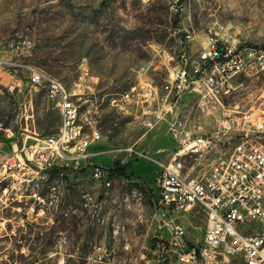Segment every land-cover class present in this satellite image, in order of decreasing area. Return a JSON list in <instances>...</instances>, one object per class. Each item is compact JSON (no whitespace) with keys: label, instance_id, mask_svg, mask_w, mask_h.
<instances>
[{"label":"rangeland","instance_id":"374dc122","mask_svg":"<svg viewBox=\"0 0 264 264\" xmlns=\"http://www.w3.org/2000/svg\"><path fill=\"white\" fill-rule=\"evenodd\" d=\"M187 33L195 38L194 56L211 37L237 52L264 50V0H0V60L31 63L96 101L101 106L103 140L93 150L151 151L136 145L147 131L140 126L136 108L112 100L129 93L141 78L161 85L170 66L180 61V45ZM260 63L256 56L252 67L236 78L241 87L223 99L226 106L264 108ZM0 75L2 83L7 77L1 70ZM20 78V90L13 95L0 85V146L9 153L18 149L32 164L34 150L43 146L40 140L57 132L61 117L50 106L45 89L35 86L27 73ZM195 101L191 98L189 103ZM126 109L131 111L125 113ZM7 129L14 136L8 137ZM161 143L170 149L169 155L176 149L173 142ZM147 156L121 151L109 166L119 162L127 168L123 177L131 180L146 162L152 185H145L150 192L136 184L129 190L117 175L106 188L96 184L89 171L80 178H50L42 171L31 172L28 181H3L0 187L8 191H0V264H86L80 259L83 255L75 254L76 248L86 254L101 234L111 231L102 220L124 215V208L113 202L124 194L128 199L137 197L149 218L159 217L157 159L150 152ZM157 161L169 162L170 157ZM78 217L93 220L95 227H78L72 223ZM178 219L187 229V240H201L205 216L199 209L181 213ZM118 230H125L119 222ZM123 241L125 234H118L117 249H123ZM144 246L148 236L136 234L132 255L138 256ZM213 264L245 263L218 256Z\"/></svg>","mask_w":264,"mask_h":264},{"label":"built area","instance_id":"2783aa9c","mask_svg":"<svg viewBox=\"0 0 264 264\" xmlns=\"http://www.w3.org/2000/svg\"><path fill=\"white\" fill-rule=\"evenodd\" d=\"M172 10L178 12L176 6ZM194 39L187 33L181 41L180 61L170 66L161 85L141 78L129 93L112 100L135 107L146 132L166 124L176 146L169 162L154 161L157 206L162 213L157 231L148 237L147 256L141 264H213L218 256L264 264V108H229L223 101L241 87L235 80L252 67L256 56L264 70V50L237 52L211 37L194 56ZM168 57L170 62L175 60L173 54ZM0 70L10 78L5 88L11 95L20 90L21 73H27L35 86L45 89V96H51L50 106L61 117L57 132L40 140L43 146L34 150L32 164L18 149L9 153L0 146V178L28 181L31 172L66 167L87 169L96 184L111 187L110 166L93 160L92 149L103 140L101 110L95 101L31 63L0 60ZM190 96H196V101L185 104ZM76 105H83L82 119L72 123ZM74 125L83 127L82 138L74 137ZM5 132L14 136L12 130ZM120 151L148 159L133 148ZM135 184L150 192L144 184ZM2 189L8 191V187ZM134 201L138 204L137 197L128 199L125 194L113 200L128 208ZM195 209L204 214L205 226L201 240L193 243L187 240V229L178 216ZM116 217H111L108 241L94 243L86 254L76 248L75 254L83 255L80 259L86 264H125V259H131L136 234L118 230ZM138 223L145 224L144 215L140 214ZM118 234H125L123 249H115Z\"/></svg>","mask_w":264,"mask_h":264},{"label":"crops","instance_id":"0c3cea01","mask_svg":"<svg viewBox=\"0 0 264 264\" xmlns=\"http://www.w3.org/2000/svg\"><path fill=\"white\" fill-rule=\"evenodd\" d=\"M196 48L197 47L193 44L192 45V51L196 52ZM4 76H6V75L4 74ZM9 80H10L9 77L3 78L2 87L5 88L9 82ZM0 91H1V89H0ZM191 98L196 99V96H190V97L186 98L185 104H189V105L193 104V102L189 103V100H191ZM140 126H141V124H140ZM167 131H168L167 125L163 124V125L159 126L157 128V130L152 132V133H151V131L145 132L144 134H142L140 136V138L137 139L136 145L141 144L142 148L147 147V149H150L151 151H147L146 154L148 155V153L150 152V155L157 160H160L161 158H164L167 156H169L171 159L174 152L172 153V151H171V154L169 155L168 153H170V149H166V146L163 143H161L162 141L163 142L168 141L171 144H173L172 143L173 141L170 139ZM155 133H159V134L156 135ZM163 137H165V138H163ZM92 152L95 154L93 157V160L96 163H98L100 165H104V166H109V164L112 163L111 159H112L113 155H116V153H119L121 151L117 150V149H114V150L113 149H110V150L107 149V151L105 152V150H93L92 149ZM140 169H141V171L136 172V174L134 175V177H132L131 180L125 179L126 177H120V179L122 180L123 183H127V185H129L128 186V187H130L129 190L131 189L132 185H134L135 183H142L144 185L147 184L151 187L152 184L150 182H148L147 174H146V173H148L147 169H149V164L144 162V164L142 165V167ZM144 171H145V173H143ZM157 173H158V171H157ZM155 182H156V180H155ZM118 199H120V198H118ZM122 207L125 210L124 215L123 214L117 215L116 220H117V222L121 223L126 228L129 235L138 234V235H143L146 237L147 236L151 237L157 231V229L159 227L160 216L157 217V215H156L154 218H149L148 215L146 214V206L145 205L140 207L136 203V201H134L130 208H128L127 205H124ZM130 212L138 213L137 217H135V215H132ZM140 214L144 215L145 224H139L138 223V217L140 216ZM106 221H107L106 223H110L111 216L106 218ZM72 223L76 224L78 227H80V225H83L84 227L86 226V227H92L93 228V227H95L94 224L96 222H94L93 220H90V219L86 220L85 218L78 217V220L76 218H74V222L72 221ZM110 232L101 234L100 238H99V240H100L99 242L108 241L110 239ZM146 247H148V246H144V248H146Z\"/></svg>","mask_w":264,"mask_h":264},{"label":"bare ground","instance_id":"6f19581e","mask_svg":"<svg viewBox=\"0 0 264 264\" xmlns=\"http://www.w3.org/2000/svg\"><path fill=\"white\" fill-rule=\"evenodd\" d=\"M47 99L51 102V96H47ZM96 107L98 110H100V105L95 101ZM82 113H83V105H76L74 107V113H72V123H79V121L82 119ZM142 125V124H141ZM83 135V127L81 125H74V137L75 138H82ZM7 180V178H1L0 179V184ZM115 249H117L115 247ZM119 249V248H118ZM147 249L143 248V250L140 252L138 256H131V259H125V264H141L144 263L145 258L147 256Z\"/></svg>","mask_w":264,"mask_h":264},{"label":"trees","instance_id":"16d2710c","mask_svg":"<svg viewBox=\"0 0 264 264\" xmlns=\"http://www.w3.org/2000/svg\"><path fill=\"white\" fill-rule=\"evenodd\" d=\"M109 170L113 177L114 175L123 177L125 176L127 168L125 166H121L119 162H116L115 167L113 168L109 167ZM87 171H88L87 169L75 170V169L66 168V167H53V168L44 170V173L47 174L50 178H58L60 176L66 177L70 175H72L75 178H80V177H83L87 173Z\"/></svg>","mask_w":264,"mask_h":264}]
</instances>
